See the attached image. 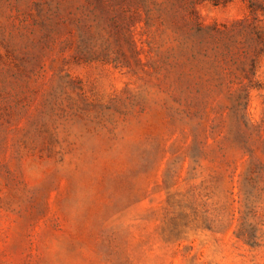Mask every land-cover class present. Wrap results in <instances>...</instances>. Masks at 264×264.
Wrapping results in <instances>:
<instances>
[{
	"label": "rangeland",
	"instance_id": "374dc122",
	"mask_svg": "<svg viewBox=\"0 0 264 264\" xmlns=\"http://www.w3.org/2000/svg\"><path fill=\"white\" fill-rule=\"evenodd\" d=\"M0 264H264V0H0Z\"/></svg>",
	"mask_w": 264,
	"mask_h": 264
},
{
	"label": "trees",
	"instance_id": "16d2710c",
	"mask_svg": "<svg viewBox=\"0 0 264 264\" xmlns=\"http://www.w3.org/2000/svg\"><path fill=\"white\" fill-rule=\"evenodd\" d=\"M250 11H253V7H252V5H250Z\"/></svg>",
	"mask_w": 264,
	"mask_h": 264
}]
</instances>
